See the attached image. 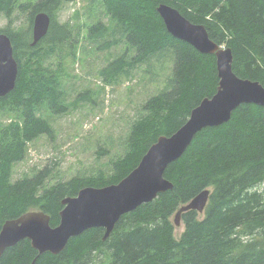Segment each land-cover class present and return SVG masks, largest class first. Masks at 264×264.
<instances>
[{"label":"trees","instance_id":"16d2710c","mask_svg":"<svg viewBox=\"0 0 264 264\" xmlns=\"http://www.w3.org/2000/svg\"><path fill=\"white\" fill-rule=\"evenodd\" d=\"M73 1L28 3L26 29H0L9 37L18 64L16 86L0 98V110L20 117L0 128V230L6 221L35 210L49 217L51 227L58 226L64 199L85 187L118 183L158 137L175 133L201 100L214 95L215 57L168 34L156 12L158 5L175 8L190 22L203 25L214 43L231 50L233 73L264 88V0H101L120 38L135 51L130 59L126 51L110 61L99 72L102 80L127 77L150 58L171 51L170 87L142 106L143 115L134 122L125 152L112 163L108 177L75 176L49 185L52 169L46 166L11 182L13 166L24 160L28 143L40 135L53 138L48 122L38 116L41 106L56 115L64 111L58 103L57 79L43 65L47 51L42 50L43 45L72 44L71 30L59 25L56 15L63 4ZM19 7L18 0H0V14L6 19ZM38 13L49 16L50 26L32 47ZM107 33L108 27L99 22L88 29L87 37L98 40ZM164 178L173 190L123 215L107 240H102L103 229H91L70 239L56 256H39L23 240L4 252L0 264H264V190H258L264 182V108L241 105L228 123L203 129L183 156L168 166ZM205 189L212 191L204 212L182 214L184 231L176 239L174 215Z\"/></svg>","mask_w":264,"mask_h":264},{"label":"rangeland","instance_id":"374dc122","mask_svg":"<svg viewBox=\"0 0 264 264\" xmlns=\"http://www.w3.org/2000/svg\"><path fill=\"white\" fill-rule=\"evenodd\" d=\"M35 1L18 0L20 7L9 19L0 14V29L8 26L15 31L26 29L27 4ZM56 21L71 30L72 44L43 45L42 52L47 51L43 54V65L57 79L58 103L64 111L56 115L45 105L41 106L38 116L48 122L53 138L40 135L28 143L24 160L13 166L11 182L29 177L46 166L52 169L49 185L75 176L108 177L112 163L125 152L134 122L143 115L142 106L171 84V51L150 58L127 77L110 83L102 80L99 72L110 61L126 51L130 59L135 51L120 38L101 0L65 3ZM99 22L108 27V33L102 39H88V29ZM19 120L17 113L0 110V128ZM258 190H264V182ZM183 231L180 222L174 229L175 238L179 239Z\"/></svg>","mask_w":264,"mask_h":264},{"label":"water","instance_id":"95a60500","mask_svg":"<svg viewBox=\"0 0 264 264\" xmlns=\"http://www.w3.org/2000/svg\"><path fill=\"white\" fill-rule=\"evenodd\" d=\"M156 12L174 39L187 43L202 55L215 57L216 92L210 98L201 100L175 133L158 137L138 165L118 183L100 188L85 187L76 196L64 199L58 226L51 227L49 217L36 210L6 221L0 230V257L8 248L23 240H28L39 256L47 253L56 256L66 248L70 239L97 228L104 229L102 240H107L123 215L173 190V184L164 178L165 171L183 156L198 133L205 128L228 123L241 105L264 108L263 86L233 73V57L229 48L214 43L203 25L190 22L175 8L160 4ZM49 25L47 14L34 16L32 47L45 37ZM17 77L18 64L13 56V46L9 37L1 33L0 98L14 90ZM209 197L210 190L205 189L181 206L174 215V225H180L181 216L186 212L202 214Z\"/></svg>","mask_w":264,"mask_h":264},{"label":"bare ground","instance_id":"6f19581e","mask_svg":"<svg viewBox=\"0 0 264 264\" xmlns=\"http://www.w3.org/2000/svg\"><path fill=\"white\" fill-rule=\"evenodd\" d=\"M39 14V13H38ZM50 26V25H49ZM49 30V29H48ZM47 33H48V31H47ZM46 36V35H45ZM32 41H33V39H32ZM31 44H32V42H31ZM32 46V45H31ZM2 228V227H1ZM104 230V229H103ZM104 233H105V231H104Z\"/></svg>","mask_w":264,"mask_h":264}]
</instances>
